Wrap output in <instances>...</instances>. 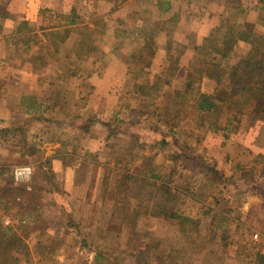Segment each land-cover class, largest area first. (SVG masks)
Wrapping results in <instances>:
<instances>
[{
  "label": "rangeland",
  "instance_id": "rangeland-1",
  "mask_svg": "<svg viewBox=\"0 0 264 264\" xmlns=\"http://www.w3.org/2000/svg\"><path fill=\"white\" fill-rule=\"evenodd\" d=\"M167 4L168 0H66V14L78 9L89 30L72 27L68 38L73 39L63 52L70 55L82 39L93 40L97 48L89 60L73 67L81 76L75 81L59 79L73 70L66 66L73 60L65 54L49 57L40 47L47 41L43 35L66 21L56 12L42 14L34 51H23L22 42H16L11 43L13 51L4 52L17 69L32 71L43 81L24 78L17 81L18 88L26 90L38 82L51 104L61 108L33 119L18 115L14 126H0V216L22 241L12 247L21 252L22 264H47L41 262L39 244L56 251L52 264H95L99 251L112 254L115 261L124 259L122 264H141L136 251L155 242L171 252L177 264H264V108L253 104L232 122L226 110L219 117L186 111L174 97L185 83L184 72L174 79L162 72L173 63L168 55L180 56L181 67L188 66L202 30L214 38L215 32L209 34L197 23L201 10L219 14H214V31L221 27L222 34L238 22L235 54L242 55L250 48L251 35L264 37V1L176 0L174 11L162 14ZM140 32L158 46L152 67L144 71L143 62L131 58L143 40ZM186 45L191 48L183 51ZM42 62L47 65L37 68ZM94 71L115 76L89 82L98 92L117 83L126 94L137 91L140 99L132 94L122 99L137 111L120 114L119 121L114 111L96 112V107L66 111L63 102L72 103V88H88L86 76ZM207 71L214 79H207L205 91L212 90L219 75L213 67ZM167 80L172 82L169 87ZM101 120L112 133L108 141L106 128L90 129ZM89 136L96 140L89 146L95 151L84 148L92 142ZM57 155L76 167L71 194L65 192L62 177L43 179L42 163ZM23 166L32 167L33 176L16 185L13 171ZM48 167L53 169L52 162ZM152 174L157 176L154 182L172 189L178 212L199 226L187 224L183 231L178 221L158 217L149 202L130 195L133 185ZM127 175L134 176L130 183Z\"/></svg>",
  "mask_w": 264,
  "mask_h": 264
},
{
  "label": "trees",
  "instance_id": "trees-1",
  "mask_svg": "<svg viewBox=\"0 0 264 264\" xmlns=\"http://www.w3.org/2000/svg\"><path fill=\"white\" fill-rule=\"evenodd\" d=\"M167 5L162 14H167L170 11V4L168 3ZM238 15L239 12L236 16ZM59 17L66 21L60 26L59 30L44 34L43 37L47 38V41L45 43L42 42V45H40L41 49L48 52L49 57L61 54L67 55L62 49L67 41L68 34L73 31L72 27L81 25L85 30H89L88 25H84L85 17L78 15L76 9H73L70 14H63ZM172 17L178 18L177 15H172ZM237 24L238 22H236V25L230 26L225 34L221 33V27L217 28L214 31L215 33L213 32L214 38H207L202 44L195 46L193 48L195 56L189 61L188 66L181 67L180 56L174 58V56L168 55L169 57L167 58H170L168 60L170 62L172 60L173 63L162 70V72L166 71L167 79H174L181 71L184 72L182 81L185 83L180 90L175 91L174 95L177 106L183 107L186 111L191 109L199 112L205 117H219L223 110H226L230 122L245 116L253 104L264 108V37L255 34L251 35L248 40L250 48L242 55L237 56L235 52L237 50L238 36L240 35V32H236ZM18 33L19 36L14 38L11 43L22 42L23 51H34L39 46L37 34H30L27 23H23L20 26ZM140 34L143 40L131 55V58L134 61L143 62L141 71H144V69L152 67L158 46L156 42L151 44L147 41L148 34H142L141 32ZM235 35L236 38H234ZM186 49H188V46L183 47V51ZM96 50L93 40L89 39L86 41L82 39L74 51L68 52L76 60L69 58L70 55L68 54L66 59L73 61L66 66L73 69L74 66H77L76 64L89 60ZM146 55H149V58ZM46 65V62H42L36 67L40 68V66ZM36 67L34 68L36 69ZM212 67L218 71L219 75L215 78L216 82L213 84L211 93H209L210 90L205 91L203 81L204 79L213 78L207 71L208 68ZM78 75V69H70L69 74L63 75L59 79L67 80ZM171 84V80H167L165 83L168 87ZM137 88L141 92L144 86L141 85ZM28 101L30 102V107L35 108L36 102L33 103L31 98ZM63 104L67 106L69 101L66 100ZM78 107H81V104L79 105L78 103ZM180 114V112H177V115ZM36 115L38 114L36 113ZM76 118L79 119L80 116H76L74 119ZM49 165V160H45L42 163L43 179L53 182L55 173L48 167ZM215 174L217 173L215 172ZM133 178L134 176L127 175L129 183ZM155 179H157V176L152 174L150 178L140 180V184L133 185L136 189L133 192L134 187L131 188L130 195L133 194L134 199L140 203H143V201L149 202L157 212L158 217L169 221H178L182 225L183 231H185L183 226L187 224L199 226L198 221L178 212V206L176 205L178 204V199L176 203V195L172 192V189L166 184L158 185L154 182ZM3 222V216H0V264H22L19 258L21 252L19 250L12 251V247L17 243L22 244V241L17 239L14 229L10 226H5ZM152 245L147 244L144 250H137L135 253L136 261L141 264H148L151 260L157 261L159 264H177V258L167 251L160 242H155ZM39 246L41 250L40 256L42 257L41 262L52 264V257L56 251L42 244H39ZM113 257L110 253L99 251L95 253L94 261L95 264H122L124 262L122 258H117V261H115Z\"/></svg>",
  "mask_w": 264,
  "mask_h": 264
},
{
  "label": "crops",
  "instance_id": "crops-1",
  "mask_svg": "<svg viewBox=\"0 0 264 264\" xmlns=\"http://www.w3.org/2000/svg\"><path fill=\"white\" fill-rule=\"evenodd\" d=\"M175 1L176 0H168V3L170 4L169 12H171L172 10L174 11L173 7ZM65 2L66 0H0V126H14L16 124V116L18 115H22L26 117V119H33L36 116V113L39 115H44L50 110L53 111V109H59V105H57L58 103L51 104L48 96H45L42 93V90L38 88L39 86L37 84L41 80L39 78V75L33 73L32 71H30L29 73L20 71L19 68L17 69L16 64L4 55V52L7 49L10 52L13 51L11 42L14 40V38L19 36L18 30L23 23H27L30 34H36L40 30V28L37 27L42 19V14L44 12H49L51 10L59 15L68 13ZM76 11L78 15L81 16L78 9H76ZM174 13L175 12H172V14ZM214 14H209L206 10H201L200 19L197 20V23H199L200 21V25H202V28L205 29V27H207L206 31L209 32V34H212L215 29L214 22L216 20V17ZM218 15L219 14H216V16ZM200 34L201 36L199 37V43L194 44L192 48L202 44L205 39L209 38V36H207L208 33H204L203 30ZM124 35L121 39H125ZM71 39H73V37L70 36L67 39L66 43L63 45V48L71 41ZM114 63H117V65L121 64V62H119L118 60L114 61ZM112 76L114 75L108 72L100 74L95 71L94 73L92 72L91 74L87 75L86 81H88V88L84 87L85 89H81L77 86H74L72 88V92L70 93L73 97V101L67 106L64 105L69 108L66 111H76L79 108L78 103L80 105L84 100V104L81 105V108L84 109H81V112L92 111V107H96L93 109L96 112L109 113L111 111H114L115 121L118 120V117L122 113H125L127 111L136 112L137 110L133 105H129L123 102L124 100L122 99L124 97L131 96V94L132 96H134V98L140 99L141 96L137 91H134L131 94H129L130 92H128V94H126L122 89L117 88L118 83L114 84V86L113 84H110L108 88L101 89L100 92L90 87L91 82H96L99 78H104V82H107L108 79H114ZM24 78H28L30 81H33L34 79L38 80L37 84H35L36 87H33V83L32 88L26 90L18 88L17 81L20 80L22 83L24 81ZM78 78H81V76L78 75L77 77L72 78L74 79L72 81H75V79L77 80ZM206 81L207 79H204L203 87ZM41 82L43 83L42 80ZM211 91L212 90H210L209 93H211ZM30 98L32 99L33 103L36 102L35 108L30 107V102L28 101V99ZM97 98L98 101L96 100ZM18 101L20 102L19 107H17L16 105V102ZM83 119L84 115H81L80 120L82 121ZM104 121L105 120L97 121L95 125L90 127V129H93L94 127H101L102 129L106 128L108 134L107 132L105 133V141H108L110 140V137H112V133L111 131H109V127L107 128V125L102 124ZM127 123L129 124L130 122ZM137 124L138 122H136V126H138ZM90 139L92 140V142L88 146H84V148H86L87 150L90 149V151H95L89 146L95 143L96 140L92 139L91 136H89L88 140ZM100 140L102 141V139ZM101 141L97 142L98 146L103 145ZM47 160H49L50 163L52 162L53 169L51 168V170L55 173V175L63 178L65 192L67 194H71L73 192L72 190L76 187V167L66 164V159L64 158V156L57 155L50 157Z\"/></svg>",
  "mask_w": 264,
  "mask_h": 264
},
{
  "label": "built area",
  "instance_id": "built-area-1",
  "mask_svg": "<svg viewBox=\"0 0 264 264\" xmlns=\"http://www.w3.org/2000/svg\"><path fill=\"white\" fill-rule=\"evenodd\" d=\"M33 168L30 166L18 167L13 171V178L15 184L25 183L31 180L33 176ZM11 220L6 219V223H10Z\"/></svg>",
  "mask_w": 264,
  "mask_h": 264
}]
</instances>
